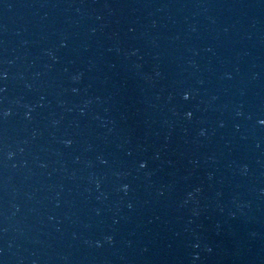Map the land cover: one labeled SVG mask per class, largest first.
<instances>
[{"label": "water", "instance_id": "obj_1", "mask_svg": "<svg viewBox=\"0 0 264 264\" xmlns=\"http://www.w3.org/2000/svg\"><path fill=\"white\" fill-rule=\"evenodd\" d=\"M261 121L264 0H0V264H264Z\"/></svg>", "mask_w": 264, "mask_h": 264}, {"label": "clouds", "instance_id": "obj_2", "mask_svg": "<svg viewBox=\"0 0 264 264\" xmlns=\"http://www.w3.org/2000/svg\"><path fill=\"white\" fill-rule=\"evenodd\" d=\"M188 98V94L185 95V99ZM191 115V113H189V116ZM261 123H264V121H261ZM141 167H144V164L141 165ZM125 188H127V186H125ZM110 239V238H109Z\"/></svg>", "mask_w": 264, "mask_h": 264}, {"label": "snow or ice", "instance_id": "obj_3", "mask_svg": "<svg viewBox=\"0 0 264 264\" xmlns=\"http://www.w3.org/2000/svg\"><path fill=\"white\" fill-rule=\"evenodd\" d=\"M144 167H146V165H144Z\"/></svg>", "mask_w": 264, "mask_h": 264}]
</instances>
